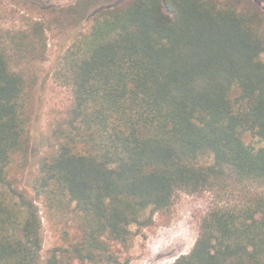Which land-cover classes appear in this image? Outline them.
<instances>
[{
  "label": "trees",
  "instance_id": "16d2710c",
  "mask_svg": "<svg viewBox=\"0 0 264 264\" xmlns=\"http://www.w3.org/2000/svg\"><path fill=\"white\" fill-rule=\"evenodd\" d=\"M65 61L72 105L29 192L8 170L30 156L44 24L0 31V264H129L133 228L178 193L217 204L172 264H264V10L254 0H71ZM250 136L257 146L246 142ZM28 156V157H27ZM41 203L69 222L42 256Z\"/></svg>",
  "mask_w": 264,
  "mask_h": 264
},
{
  "label": "rangeland",
  "instance_id": "374dc122",
  "mask_svg": "<svg viewBox=\"0 0 264 264\" xmlns=\"http://www.w3.org/2000/svg\"><path fill=\"white\" fill-rule=\"evenodd\" d=\"M254 1L264 10V0ZM69 2L71 0H0V31L26 32L37 22H42L45 28L43 60L29 62L21 55L12 63L16 72L34 81L35 114L30 129V156L28 159L14 157L8 170L12 186L24 193H30L37 175L38 158L46 148L42 145H48L51 132L72 105L65 61L79 33L64 30L54 21L58 17L56 8ZM246 142L257 146L250 136L246 137ZM217 200L210 192L178 193L169 214H156L150 227L132 229L135 236L128 256L129 264H172L179 256L189 253L198 237L200 221L216 206ZM37 206L42 220V256L45 258L52 248L63 243L65 232L72 231V227L57 212L48 211L41 203Z\"/></svg>",
  "mask_w": 264,
  "mask_h": 264
}]
</instances>
